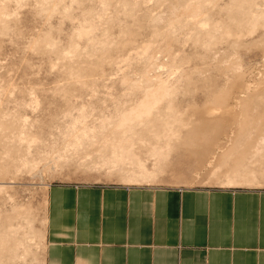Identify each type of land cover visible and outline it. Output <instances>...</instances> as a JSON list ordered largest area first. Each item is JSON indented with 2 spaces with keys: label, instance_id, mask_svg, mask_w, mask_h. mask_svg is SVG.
<instances>
[{
  "label": "bare ground",
  "instance_id": "bare-ground-1",
  "mask_svg": "<svg viewBox=\"0 0 264 264\" xmlns=\"http://www.w3.org/2000/svg\"><path fill=\"white\" fill-rule=\"evenodd\" d=\"M29 1L33 4V7L35 6V8L40 9L43 13L45 11L46 14H49V16L55 15L56 13H57L56 15H58V13L67 14L69 12V9L72 6H76L75 8H77V10L79 9L78 13L80 12L83 16L80 15V16H82L81 19H79L80 16H78L79 21L76 22L77 27H75L76 30L73 31V33L74 32L75 33L74 34L71 33V34H73L77 38L78 37H83V38L85 37V39H87L86 40L87 43L91 46L98 43L96 46L99 47L101 45L102 46L101 49H104V46L107 47V45H106L107 43H111V42L115 43L116 42V41H112L111 39H113V38L110 39L109 36H108V38L111 40V42H109V40L107 38H105V36L107 37V35L110 33V32L108 33V31H107L108 29L106 30L105 28L106 27L109 28V26H111V25L109 24V26H104L105 31L103 30V32L107 31V33H108V34H104L105 39H97L96 35H94L93 31L102 22L104 24L106 23L108 25V23L112 22L111 18L113 19L117 15H119V14H117V15L115 14L116 16L114 15L113 17L110 18L111 14H110L109 10L112 11L114 7L118 6L116 4H118V3H119V5L122 4L123 5L122 9L125 10L126 6H128V3H129V0H95L96 3L93 4V6H90V5H86V3H87L86 0H0V19L2 20V24L4 22V18L6 21L8 15L11 16L13 14V13L10 14V12H8L10 5L15 6V8H16V9L14 8V11H15L17 9H20V8H18L19 6H22L26 3L28 4ZM84 1H86V3H84ZM182 1H183V3L181 4L182 6H181L180 12L184 15L183 17H184L185 21L184 22L182 21L183 23L180 25H184V26L186 25L185 27H188V26L191 27L192 26L193 30L195 29L194 31H198L196 33V35L198 34L197 36H195V32H194V34L192 33V35H190L191 34L190 33L188 36H194L196 38L198 37L197 41H199V39L201 40V41H199L200 43L199 42L198 43L201 44V46L203 47L204 51H202V52H204L203 53L204 56L208 55L207 57H209V58L216 56L217 59L221 63H223V65L222 64L217 65V67H216L217 70H215V71L221 72V76H223L222 77L223 83L220 86H217L218 83L215 84L216 81L215 82L212 81V82H214V84H211V82H209L207 80L210 84L206 81L207 84L205 85V87L207 88L206 92L212 93L211 96L209 97L210 99L207 100V102H205L206 104L204 103L205 104L204 106L199 107V106H196V105L194 106V105L190 104V106H189L190 109L189 108L187 109L190 112L193 111L194 109L198 111L197 113H195L194 117L189 116V119H183V120L182 119L179 120L178 118H175L174 119L175 121L174 120L171 121L169 118V120H168V116H172V113L176 112V115H177V112H178L177 109L179 110V108H180V107L178 108L177 106L181 105V104L179 105L178 102L176 103L171 95L173 94V92L178 90V89L176 90L177 87L174 83L175 82L178 83V80L180 79V78H178V76L180 77V74L182 73V71L179 75H178V73H179L178 70L176 71L177 75H178V76L176 75L178 80L176 79L177 80L176 81L175 80L176 77H174V83L172 82L173 80H171L173 77H171V79L169 77H167V78L164 77L166 79H161V78L158 79L157 78V80L154 79L155 77L152 78L149 71H151L150 70L151 68H154L153 65L155 63V61H153L155 58H154V54L152 52V50H153L152 49V47H153L152 42L153 41L150 43V41L148 42V40H147V42H142L140 45H138L136 47H135L136 44L135 45L131 44L132 45V48H131V46H129L128 44L132 43V42H130V40H129V43H127L128 41H126V43L128 45L127 47H130L131 50L133 49V45L135 47L133 49V50H135L134 55H133L134 57L133 56L132 57L135 60H137L136 58L141 60V61L137 60V62H139V64H137L138 66H136L133 62L134 66L137 67V68H135L136 70L133 69L134 66L132 67L131 64L129 65V64L125 63V61L126 62L128 61L127 63H129V62L131 63L134 59L132 57L124 56L126 53L124 55L122 54L124 52H121V51L124 50V48H125V47L123 48L122 46L121 47L123 49L120 51L121 53H118V56L116 57V59H114L115 57L113 58L115 60V63L114 62L113 63L115 64V66L118 67V69L121 68V70H123V69L121 66L119 68L120 62L122 63L121 64L122 66H123V63L126 64V66L127 65L131 66L132 69L137 74V76L134 77L135 79H137V81H135L134 79H131L129 77L126 78L125 76H124V78L121 79V81H122L121 83L123 84V87L121 85L120 88H121V91L124 90V92L122 91L121 93H123V94H121V93H118V94H120L121 96L124 95L125 98L119 102L118 107H113V108H115L114 110L111 111V109H110L111 113H109V111H108L107 114H105V113L100 111L101 113H98V115H97L98 117H97L94 114L95 112H93V111L96 107L95 103L96 102L98 103V101H95V102L89 101V102H87V104L81 103L80 106L78 104H76L75 106H72V108H75L74 111L76 110L75 111L76 114L71 113V111L73 109L71 111L65 112L66 114H63V115H66L67 118H69V119L66 118L68 121L67 120L65 121L64 120L65 116L60 117L62 119V122H63V120H64V122H67V123H62L64 126L62 124H60L63 127L62 130L60 131V135H59V137H60L59 139L61 140V145H62L61 146L62 150L60 151V153L56 152V149H53L50 151L51 154L48 155L47 152L44 149H42L43 147H41L42 145H45V144H43L44 142H41L39 138L38 139L36 138V136H37L36 133L35 134H33V133L27 134V132H29V130H30V129L29 130L27 129L28 126L38 125L39 127H37L36 129H38V128L42 129L45 126V124L47 125V123L45 121L48 118H46L43 121L44 118L42 119V117L44 115L42 117H39V115H42L39 111L42 112V108L44 110L45 107H42V106L39 107V108H41V110L38 111L39 115L35 113L39 118H35V116H34L33 117L34 119L33 118H32L33 120L31 119L32 122H30L29 119H26L28 117L24 118L23 115H21L22 114L21 111L26 107L31 109L32 111L37 110L36 107H38L37 105H39V100H36V98L34 97V96H37V95H34L37 90L35 91L34 88H29V91H27V92H29L28 94L30 95L29 101H26V99L25 100L22 99V101H21V99H19V101L17 100L18 102L15 101V102H17L16 106H18V105L19 106H18V108L17 107L13 108L16 110L18 109L17 113H15L16 112L15 110L13 112L15 114L14 117H12L13 120L10 119L11 116H13V115H10V117L8 118L11 121H9L7 119V117H5V116H4L5 118L2 117L4 119H7L11 123H12V121H14L12 123L13 125L11 123L10 124L12 127L15 126V128L13 127L14 130H12L13 132L11 131V133H8L9 131L8 130L6 131V129L4 130L5 133H8L9 135L3 133V131H2L3 129L1 130V128L6 126L7 124L8 125L5 128H8L10 125H9V122L7 120H3L2 118H0V130H1L0 135H2V137H4L5 135L9 136L10 139L9 138L8 139L11 140L13 143V144H10L11 146H8L11 148L13 145V148L12 149L9 148V150L10 151L12 150L14 152V153L11 152L12 154L16 153L17 158L16 159L14 158L12 161H10L11 160L10 159L9 162H6L7 161L6 160L5 161L6 163H5L4 161H2V159L5 158L7 155L5 157L0 156L1 157L0 161H2V163H3V164L2 163L0 164V173H2L3 176L8 175V173H10L12 171H14L13 174L15 172H18V173L20 172L19 174H21V172L37 174V172L40 171V167L42 165H43V168L49 169V171H51V172H55L58 169V167L61 165V162H63V160H65V159H67V157L69 155L70 156L76 155V156H73V158H75V157H77V153H78V158H79V156L81 158V155L83 158L84 156L81 153L86 151L84 153L85 154L84 158H86V156H88V155L89 156L85 160H89V157L92 158L93 156L95 158L94 160H90L91 161V163L89 164L90 166H92L94 168H98V169L105 168V169H107L108 173H112V174L117 175L118 178H120L123 181H128V182L153 181L155 179V177L157 176V173L160 170V168H157L158 166L156 167V164L153 168L147 167L146 166L147 160L143 159V156L147 155V156L154 157V161H155L154 163H157L160 160H161V162L162 161L166 162L168 153H167V151H165L161 148L165 142H166V144H169L171 141H173V142H175L174 148L182 147V148L186 149L187 151H189L190 154L196 153L195 156L193 155L194 157L200 156V158H202V159L203 158L207 159V157L209 156L211 158L210 161L208 159V163H210L211 165L208 168V170H206L207 176L209 177V180L217 181L218 183L220 182V184L223 183L226 185L227 184L228 185H231V184L235 185V183H238V184H240V183L241 184L242 183L243 184H256V183L260 184L259 182H264V168H259V169L254 168V166L259 162L264 164V130H263V128H264V126H263L264 125V114H263V112L260 111L261 113H260L259 119H257V120H260V122H261V123L259 122L260 125L256 124L258 122L254 118H252V116H253L252 110L254 109L253 106L255 104H258L260 102V100H262L261 102L263 103V104L259 103L260 106L262 105L261 108L264 106V87L261 86L262 83L260 82L261 79H264V73H262V76H260V79H258L259 80L258 82L255 81V84L250 85L247 82V78L245 76V73L240 70L241 64L239 65L237 63V60L234 57H232V58L230 57L231 59H229V56H228L227 58L229 60L226 59V61H225L226 64L221 59L222 57L226 56V53L224 51L225 47L228 48L229 46H232V48H234V46H237V47L244 46L243 45L244 43L241 39V37L244 34L251 35L258 28H262L261 30L264 31V0H226V1L224 0L225 3L217 2L216 0H182ZM136 3H137V1H136ZM96 4H97V6H96L97 9H96V7H94ZM113 4L115 6H113ZM129 4H133V3L131 2ZM111 7H112V9H111ZM213 8H215L214 11L217 10L218 15L221 16V14H223L225 16V19L220 18L219 21L216 20L215 22H213L214 20H211V22H210L209 18L213 14L210 12H211V10H213ZM117 9H119V8L117 7ZM120 9L118 11H121ZM40 10H39V12H41ZM126 10H128V8ZM131 10H129V12L128 11H126V12L130 13V15H131L132 14ZM176 10H177V7H176ZM114 12H111V13L114 14ZM136 15H138V14H136ZM71 16H70V18H71ZM126 16H124V17H126ZM119 17L120 16H118V18ZM133 17L135 18L134 15H133ZM67 18H68V16H67ZM94 18H96V19L98 18L102 22L101 23L99 22V24L96 26L95 25L96 23L94 24V22H95ZM133 19H131V20H133ZM159 20L157 19V21H159ZM7 21H8V19H7ZM108 21H111V22H108ZM113 21H115V20H113ZM134 21H136V20H133V22ZM179 21H181V19ZM5 23L6 22H4V24ZM174 23H173V26H174ZM177 23L175 24V26L178 25ZM179 23H181V22H179ZM130 24H132V23H130ZM6 25H7V23L0 28H2V29L4 27L8 28L9 26L7 25L8 26L7 27ZM171 26H172V24L170 25V28H168V30L171 29ZM45 28H46V26H45ZM100 28H98V29H100ZM173 28L175 29V27H173ZM127 29H129V28H127ZM152 29H151V31H154ZM133 30H135V28ZM193 30H192V32H193ZM155 31H158V30H155ZM163 31L165 32V29ZM45 32H47V33L44 34L42 32V33H39L36 35L39 37L37 39L35 38L36 39L35 45L38 46V44L39 45L43 44V45L54 46L56 42L54 41V39H51V37H49L50 32L49 31H45ZM169 32H168V34H169ZM135 33L136 32H133L132 34H135ZM171 33H174V32L172 31ZM42 34H44V35H42ZM110 34H112V33H110ZM130 34H131V32H130ZM152 34H154V33H152ZM260 34L262 36V40L259 43L258 42L257 43H258V47L264 53V38H263L264 32L260 31ZM127 35H126L127 37H129V36L131 37V35H129V33ZM155 35H156V33H155ZM163 35L165 36V34H163ZM179 35H177V36H179ZM183 35H185V34H183ZM132 36H134V35H132ZM261 36H260V38H261ZM69 37L70 36L68 35V38ZM173 37L175 38V36H173ZM40 38H42V39H40ZM123 38H125V37L123 36ZM132 38H134V37H132ZM135 38H136V36H135ZM72 39H73V37H72ZM72 39H70V40L72 41ZM79 39H81V38H79ZM189 39L192 40L191 37ZM223 39H224V42H222V44L225 43L226 46L220 47L219 45H221V42H219V40H223ZM119 40H122V39H119ZM185 40H187V38ZM155 41H154V44L156 43ZM116 43H118V40ZM119 43L121 45L120 41H119ZM119 43H118L116 49L119 48L118 47V46H120ZM122 43H125V41ZM70 44H71L70 46L74 47V48H76L78 46L77 43H75L74 41H72V43L70 42ZM159 46H161V45H159ZM98 47H96V48H98ZM115 47H114V49H115ZM162 47H164V46H162ZM45 48L46 47H44L43 50H42V48H40V51H44ZM93 48H94V46H93ZM110 48H111V46H110ZM108 49H109V46L107 47L106 50H108ZM120 49L121 48H119V50ZM127 49H129V48H127ZM106 50H104V51H106ZM125 50H126V48H125ZM131 50H129L130 53L133 52ZM171 50L172 49H170V51ZM69 52H71V50ZM107 52L109 53V50ZM154 52H156V50ZM108 53H106V54H108ZM130 53L128 55H130ZM121 54L123 55L124 58L122 57ZM119 55H121V56H119ZM198 56H199V54H198ZM200 56H201L200 58H202V53ZM105 57H107V56H105ZM109 57H111V56H109ZM118 57H122V59H119ZM79 58H78V60H79ZM117 58L119 61L117 60ZM130 58H132L133 60L129 61V60H131ZM112 60L110 61L111 63H112ZM156 60H157V58H156ZM238 60H240V59H238ZM76 61H77V59H76ZM116 61H118L119 63ZM174 61H176V60L174 59ZM117 63L119 65H116ZM142 63H143V65H142ZM61 66H63L62 68L66 67L64 63ZM229 66L230 67L232 66L230 68V71H229V68H227ZM117 67H116V69H117ZM131 67L129 68L127 66L124 71L131 69ZM225 67L227 68V70ZM175 69H177V68H175ZM133 70H131V72ZM134 71H133V73H134ZM228 71L231 72L232 75H230V73ZM65 72L66 73L69 72V74H71L70 80H73V83H79V85H81L85 90L89 89L91 91V94L94 91V94L97 95L96 94L97 92L95 93V91H96V88L100 87V86L93 84V82H94V79H93L94 66H92L91 64H85V65L82 64L81 65V62H80V63L76 64L74 66V68L71 66L70 68L64 69L62 73H65ZM172 74H173V72H172ZM185 74L188 76L187 73H185ZM185 74L184 73L181 74L183 76V77H181L182 79H184ZM248 77H249V75H248ZM185 79H187V77ZM132 80H134L135 82H131ZM188 80H190V77ZM210 81H211V79H210ZM238 81H240V83ZM237 83H239V84H237ZM105 84L107 85V83H105ZM173 84L175 85L176 88L174 87ZM258 85H260V87H257ZM103 86H105V85L103 84ZM188 86H187V88H188ZM189 88H191V87H189ZM193 88H194V86L190 90H192ZM63 89H66L68 91L70 90L69 87H66ZM195 89H197V88H195ZM254 89H256V90H254ZM26 90L27 89H25V91ZM98 90H99V88H98ZM190 90H188V91H190ZM68 91H66L64 94H62L63 99L65 98V101L64 100L63 101L66 103L69 101L68 100L69 98H67V97H70L69 96L70 91L69 92ZM186 92H187V90H186ZM191 92H193V91H191ZM61 93H63V91ZM188 93H190V92H188ZM237 93H242V94H237ZM228 94L229 95L235 94V95H233V100L231 103H228L227 100H225L226 96H228ZM223 96L225 99L223 98ZM256 98H258L257 99L258 103H255ZM227 99H229V98H227ZM207 104H209V105H207ZM211 104L217 105V106H222V108L220 110L216 109V108H214L215 106L212 107ZM43 105H44V103H43ZM67 106H69V104L66 105V109L70 108V106L69 107H67ZM101 108H104V107H101ZM261 110H263V109H261ZM19 111L21 112V114L19 113ZM179 111H181V110H179ZM46 112H43V113H46ZM51 112H52V114L54 113L53 115H54V117H56L55 116L56 111L55 112L50 111V113ZM59 112H60V108H59ZM48 113H49V110H48ZM50 113H49V115H50ZM8 114L6 113V115H8ZM46 115H47V117H49L48 114H46ZM93 116H94V118H93ZM173 116H175V114H173ZM54 117L52 116L53 119H55ZM57 117H59V115ZM95 117H97V118H95ZM38 119H40L41 121H39ZM56 120L58 121V118ZM5 121H7V123ZM49 121L52 122L51 118H50V120H48V122ZM53 121L54 122H52V123H55V120H53ZM60 121L57 123H60ZM255 121H256V123H255ZM172 122H179L182 125H185L187 127V130H189L187 136L183 137L181 135H178L175 131H173V128H171ZM232 123L233 124L237 123V125H238L237 126L238 129H236L237 132L231 136L230 135L227 136V132H225V130H227L230 127V125H232ZM254 125L258 126L257 131L255 133H253L249 130V128L254 126ZM47 126H49V125H47ZM57 127H59V126H57ZM29 128H31V127H29ZM45 128H46V126H45ZM8 129H10V127ZM26 129H27V131H26ZM31 129H33V128H31ZM36 129L34 126L35 131H36ZM49 129H48V132H49ZM38 131H41V130L38 129ZM50 131H51V129H50ZM44 132L45 131L42 130V133H44ZM40 133L41 132H39V134ZM3 134H4V136H3ZM45 134L48 135L49 133H44V135ZM223 134H224V136H223ZM5 141L4 142L0 141V142L5 143ZM7 142H10V141L7 140ZM34 143H37V145L35 147L33 146V148H35L33 151L32 145H35ZM218 143H220V144H218ZM7 144H4L5 146L1 145L2 147H6V152L9 151V150H7L8 149ZM142 144H145V145H142ZM214 146H215V148L219 147L221 152L217 153L216 151L215 152L212 151V148ZM143 147L147 148L146 152L142 151ZM31 150L33 151V153L31 152ZM0 152H1V154L6 153L3 151V148H2V151H0ZM33 154L36 156H34ZM16 155H14V156H16ZM71 157H70V159H71ZM7 158H8V156H7ZM7 158H5V159H7ZM80 158H79V160H80ZM155 158H157V159H155ZM206 159H205V162H206ZM145 160H146V162H145ZM200 161H201V159H200ZM196 162H199V161H196ZM200 163H202V162H199L198 165ZM157 164H159V163H157ZM0 178H2V177L0 176ZM2 184H4L3 181H2ZM5 188H8V186L0 185V189L5 190ZM32 215H33L32 210L29 207L23 206L22 204L21 205L19 204V205H14L11 209V212H7L5 215H3L1 217V219H3L2 220L3 223L0 226V264H20L19 260L21 262V260L27 259L30 255H32L31 257L34 256V254H32L33 251L30 248V244H32V245L36 244L37 245L38 244L37 239L40 240L42 238L43 234H42V230L36 229L33 226V218L34 217ZM32 259L33 258H31V260ZM27 260L29 262V259H27ZM31 260H30V262H31ZM22 264H23V261H22Z\"/></svg>",
  "mask_w": 264,
  "mask_h": 264
},
{
  "label": "rangeland",
  "instance_id": "rangeland-1",
  "mask_svg": "<svg viewBox=\"0 0 264 264\" xmlns=\"http://www.w3.org/2000/svg\"><path fill=\"white\" fill-rule=\"evenodd\" d=\"M86 1H87V3H86ZM86 1H84V3H86V5H90V6H93V4L96 3L95 0H89V1L86 0ZM130 1L133 4H129V3H131ZM136 1H137V3H136ZM216 1L221 2V3H225L224 0H216ZM30 3L31 2L29 1L28 4L26 3L22 6H19L18 8H20V9H17L15 11H14L15 6L10 5L8 12H10V14L13 13L12 14L13 16L8 15V17H7L8 21H7V19L5 21V18H4V22H6L9 27L6 25L8 28L4 27L5 28V29L3 28L4 30L2 28H0V93H1L0 94V113H1L0 118L5 116L8 119L10 117V115H13L10 118L11 120H13L12 117H14V115H15L13 112L15 110L16 111L15 113H17V110H18V109L16 110L13 108L14 107L18 108L19 105L18 106H16V105H17V102L19 101V99H21V101H22V99L23 100L26 99V101H29L30 95L28 94L29 92H27V91H29V88H34L35 91L37 90L34 94L37 96L33 95L36 98V100H39L40 106L37 105L38 106V107H36L37 110L32 111L31 109L26 107L21 111L22 114L20 111H19V113L21 115H23L24 118L28 117L26 119H29L30 122H32L31 119L34 116H35V118H39V117H42L44 115L42 117V119L44 118L43 121L46 118H48V119H46L45 122L49 126H47L45 124L46 128L44 125H43L44 127L42 129L38 128L41 131H38V129H36L37 127H39L38 125H34L36 131L34 130V126H28V128H27L28 130L29 129L31 130V131L29 130V132H27V134H32V133L35 134L36 133V135H37L36 138L37 139L39 138L41 142H44L43 144H45V145H42V146L40 145V146L43 147L42 149H44L48 155L51 154L50 151L53 149H56V152H59V153L62 150V148H61L62 145H61V140L59 139L60 138L59 135H60V131L62 130L63 127L60 124L67 123V122H64V120L66 121L67 119H69V118H67L66 115H63V114H66L65 112L71 111L73 109L71 111V113L76 114L75 113L76 110L74 111L75 108H72V106H75L76 104H78L80 106L81 103L87 104V102H89V101L90 102L98 101V103L97 102L95 103L96 107L93 111V112H95L94 114L96 116L98 115V113H101V112L107 114V112L109 111V113H111L110 109L112 111L115 109L113 107L119 106V102L125 98L124 95L121 96L120 94H118V93H121L122 91L124 92V90L121 91V88H120L121 85L123 87V84L121 83L122 82L121 79L124 78V76H125L126 78L129 77V78L137 81V79L134 78L137 76V74L134 71V70H136L135 68H137V67H135L134 64L136 66H138L137 64H139V62H137V60L138 61H141V60L138 58H136L137 60H135L133 58L134 57L133 56L134 51H135L133 49L136 46L140 45L142 42H147V40H148V42L150 41V43H151L153 41L152 42V45H153L152 52L154 54L155 59L153 61H155V63L153 65L154 68H151L150 69L151 71H149L152 78L155 77L154 79L157 80V78L158 79H160V78L166 79L167 77H169L171 79V77H173L171 79V80H173L172 81L173 83H174V77H176L175 80L176 79L178 80V78H180L178 80V83L177 82L174 83L177 88L173 84L174 87L176 88V90L177 89L178 90L173 92V94L171 96L173 97V99L176 103L178 102L179 105L181 104L180 106H177V107L178 108L180 107L179 110H181L182 112L177 109V111H178L177 115H176V112L172 113V116H168V120H169V118L172 121L175 118H178L179 120L180 119L183 120V119H189V116L194 117L195 113H197L198 111L194 109L193 111L190 112L187 109L189 108L190 104L194 105V106L196 105L199 107L204 106L206 104L205 102H207V100L210 99L209 97L211 96L212 93L206 92L207 88L205 87V85L207 84V82L209 81V82H211V84H214V82L216 81L215 84L218 83L217 86H220L223 83V79H222L223 76H221V72L219 71L220 72L219 73L218 71H215V70H217L216 69L217 65H219V64L223 65V63H221L217 59L216 56L212 57V58L207 57L208 55L204 56L203 55L204 52H202V51H204L203 47L201 46V44H199L200 43L199 41H201V40L199 39V41H197L198 37L196 38L194 36H188L190 33H191L190 35H192V33L194 34V32H195V36H197L198 34L196 35V33L198 31H194L195 29L193 30L192 26L191 27L188 26L189 27L188 28V27H185L186 25L185 26L180 25L185 21V19L183 17L184 15L180 12L181 6H182L181 4L183 3L182 0H129L128 6H126V9L128 8V10L122 9L123 5L122 4L119 5V3L116 4L118 6L114 7L112 11L109 10L110 14H111L110 18L113 17L115 14L116 15L119 14V15H117V16L115 15L116 17L113 19L111 18L112 22L108 21V22H111V23H108V25L106 23L104 24L98 18L97 19L94 18V20H95L94 24L96 23L95 24L96 26L99 24V22L100 23L102 22L104 24L103 25L101 23L102 25L101 24H100L101 26L98 25L99 27L97 26V28L93 31L94 35H96L97 39L107 38L109 40V42H111V40L116 41V42L118 40V43H119V41L121 42V45L119 43L120 46H118L119 48H121L120 50H119V48L116 49L118 43H116V42L115 43H113V42L107 43L106 45H107V47L109 46V49H108L109 53L107 52L108 50H106L107 49L106 46H104V49H101L102 46L100 45L98 47V46H96L98 43H96L93 45L94 46V48H93V46H91L87 43V41H86L87 39H85V37L84 38L83 37L77 38L73 35L75 33V32L73 33V31H75L76 30L75 27H77L76 22L79 21V19H81L83 16L80 12L78 13L79 9L77 10V8H75L76 6H72L69 9V12L67 14L63 13L64 14L63 15L61 13H58V15H56L57 14L56 13L55 15L49 16V14H46L45 11L43 13L40 9L35 8V6L33 7V4L32 3L30 4ZM96 6H97V4L94 7H96ZM113 6H115V5L113 4ZM112 7H111V9H112ZM117 7L119 9L121 8L120 9L121 11H118L119 9H117ZM176 7H177V10H176ZM96 9H97V7H96ZM39 10L41 12H39ZM129 10H131V13L135 16V18L133 17L132 14L130 15V13H128ZM214 10H215V8H213V10H211V12H210V13H213L212 16L209 18L210 22H211V20H214L213 22H215L216 20L219 21L220 18L225 19V16L223 14H221V16H220V15H218L217 10L216 11H214ZM126 11H128V12H126ZM111 12H114V14ZM135 13L138 15H136ZM80 15H82V16H80ZM67 16H68V18H67ZM70 16H71V18H70ZM78 16H80L79 19H78ZM118 16H120V17L118 18ZM124 16H126V17H124ZM142 16L143 17L145 16V17L143 18ZM130 18L131 19L134 18L133 20H136V21L133 22V20H131ZM157 19L158 20L160 19V20L157 21ZM180 19H181V21H179ZM113 20H115V21H113ZM4 22L2 24V20L0 21V27H2L3 25L6 24V23L4 24ZM179 22H181V23H179ZM130 23H132L134 26ZM173 23H174V26H173ZM176 23L178 24V25H176L177 27L175 26ZM109 24L111 26H109ZM171 24L173 27H175V29L171 26V29L168 30V28H170ZM45 26H46V28H45ZM104 26H109V28L108 27L105 28ZM124 27L125 28L127 27L129 29H127V28L125 29ZM98 28H100V29H98ZM104 28L106 30L108 29L107 30L108 33L110 32L112 34H110V33L108 34L107 31L103 32V30L105 31ZM134 28H135V30H133ZM151 29L154 31H151ZM164 29H165V32L163 31ZM261 29L262 28L256 29V31H254L253 34H251V35L244 34L241 37V39L244 43L243 44L244 46H241V47L234 46V48H232V46H229L228 48L225 47L224 51L226 53V56L221 58L222 61L225 63L226 59H228L227 58L228 56H229V59L234 57L237 60V63L239 65L241 64L240 70L245 73V76L247 78V82L250 85L255 84V81L258 82L259 81L258 79H260V76H262V73H264V53L258 47V43L262 40V36L260 34V31L264 32ZM155 30H158V31H155ZM192 30H193V32H192ZM45 31L50 32L49 37H51V39H54V41L56 42L54 46L43 45V44H41V45L38 44V46L35 45V40L39 37L36 35L39 33H42V32L44 34L47 33ZM172 31L174 33H171ZM130 32H131V34H130ZM133 32H136V33L132 34ZM168 32H169V34H168ZM71 33H73V34H71ZM128 33H129V35H131V37L129 36L131 39L129 37H127ZM152 33H154V34H152ZM155 33H156V35H155ZM44 34H42V35H44ZM104 34H108L107 37L105 36V38H104ZM163 34H165V36ZM183 34H185V35H183ZM68 35L70 36L69 38H68ZM122 35L125 38H123ZM132 35H134V36H132ZM177 35H179V36H177ZM71 36L73 37V39ZM108 36L110 37V39L113 38L114 40L113 39L110 40L108 38ZM135 36H136V38H135ZM173 36H175V38ZM260 36H261V38H260ZM132 37H134L135 39ZM190 37L192 38V40L189 39ZM79 38H81V39H79ZM186 38H187V40H185ZM40 39H42V38H40ZM70 39H72V41L77 43L78 46L76 48L70 46L71 45L70 42L72 43V41ZM119 39H122V40H119ZM123 40L125 41V43H122V42H124ZM129 40L132 43H129ZM126 41H128L127 43H129L128 45L131 46V48H132L131 44H134V45L136 44L135 47L133 45V49L131 50L130 47H127L128 45H127ZM154 41L156 42L155 44H154ZM219 42H221V45H219L220 47L226 46L225 43H223L224 45L222 44V42H224V39L219 40ZM158 44L161 46H159ZM95 46L98 48H96ZM110 46L112 49L110 48ZM113 46L115 47V49ZM121 46L123 48L125 47L126 50H125V48H124L125 51L122 50L123 48ZM162 46H164V47H162ZM44 47H46L44 49V51H40V48H42V50H43ZM127 48H129V49H127ZM170 49H172V50L170 51ZM70 50H71V52H69ZM104 50H106V51H104ZM129 50H131L133 52L130 53ZM155 50H156V52H154ZM120 51L124 52V53H122L123 55L126 53L124 56H127V57L133 56L132 58L135 61L132 58H130L131 60H129V61H132V60L133 61L131 63L130 62L127 63L128 61L127 62L125 61V63L129 64V65L131 64L132 67L134 66L133 67L134 70L132 69L131 66L127 65L129 68L131 67V69L127 68L128 70L124 71L127 67L126 64L123 63V66L125 65L124 66L125 68H124L121 65L122 63L118 62L119 61L118 58L122 59V57H123L122 54H121L122 57H118L117 58L118 61H116L120 65L118 63L116 65H119V68L121 66L123 70H121V68L118 69V67L115 66V64H114L115 60L114 59H116V57L118 56V53H121ZM128 52L130 53V55H128L129 54ZM106 53H108V54H106ZM201 53H202V58H200ZM198 54H199V56H198ZM108 55L111 57H109ZM121 55H119V56H121ZM105 56H107V57H105ZM78 58H79V60H78ZM156 58H157V60H156ZM76 59H77V61H76ZM174 59L176 61H174ZM238 59H240V60H238ZM111 60H112V63L110 62ZM80 62H81V65L82 64L83 65L91 64L92 66H94V72H93L94 82H93V84L100 86V87L96 88L95 93L97 92L96 93L97 95L94 94V91L92 92V94H93L92 95L91 91L89 89L85 90L81 85H79V83H73V80H70L71 74H69V72L62 73L64 69L70 68L71 66L74 68V66ZM133 62H134V64H133ZM63 63L66 66L65 68H62L63 66H61V65H63ZM142 65H143V63H142ZM116 67H117V69H116ZM231 67L230 66L227 67V68H229V71H230ZM175 68H177V69H175ZM227 68H226V70H227ZM152 69L154 71L155 70L156 71L154 72ZM131 70H133L134 73H133V71L131 72ZM177 70L179 72L178 75L181 73V71H182L181 74L187 73L188 76L190 77V80H188L189 77L186 74L184 75V79L181 78V77H183L181 74L179 77L177 75V72H176ZM172 72H173V74H172ZM229 73H230V75H232L231 72H229ZM176 75L178 76V78ZM248 75H249V77H248ZM185 76L187 77V79H185L186 78ZM164 77H166V78H164ZM210 79H211V81H210ZM134 80H132L131 82H135ZM263 80L264 79H261L260 82L262 83L261 86L264 87V85H263L264 81ZM212 81H214V82H212ZM238 82L240 83V81H238ZM105 83H107V85ZM239 83H237V84H239ZM103 84L105 86H103ZM187 86H188V88H187ZM193 86H194V88H193L194 90L193 89L190 90ZM66 87L70 88V90H69L70 92L66 89H63ZM189 87H191V88H189ZM257 87H260V85H258ZM98 88H99V90H98ZM195 88H197V89H195ZM25 89H27V90L25 91ZM186 90H187V92H186ZM188 90H190V91H188ZM254 90H256V89H254ZM62 91H63V93H61ZM66 91H68L70 93L69 94L70 97H67V98H69L68 99L69 101L67 103L64 102L65 98L63 99V96H62V94H64ZM191 91H193V92H191ZM188 92H190V93H188ZM121 94H123V93H121ZM237 94H242V93H237ZM233 95H235V94H230V95L228 94V96H226V99L224 98V96H223V98L225 100H227L228 103H231L233 100ZM227 98H229V99H227ZM257 99L258 98H256L255 103H258ZM15 101H17V102H15ZM261 101L262 100H260L259 103L263 104ZM43 103H44V105H43ZM67 104H69V106H70V108H68V109H66ZM258 104H255L254 105L255 107L253 106L254 109L252 110V115L254 117L252 116V118H254L258 122V123H256V121H255L256 124L260 125L261 122H260V120H257V119H259L261 112H263V114H264V108H263L264 106L261 108L262 105L260 106V104L259 105ZM207 105H209V104H207ZM41 106L45 107L44 110L42 108V112L39 111V110H41V108H39ZM69 106H67V107H69ZM211 106L212 107L215 106L214 108L219 109V110L222 108V106H217V105H212V104H211ZM101 107H104V108H101ZM59 108H60V112H59ZM260 108L263 110H261ZM48 110H49V113H50V111H54V112L56 111L55 112L56 117H54V115H53L54 113L52 114V112L49 115ZM38 111L42 115H39ZM2 112L3 113L5 112L4 113L5 115ZM43 112H46V113H43ZM6 113L7 114L9 113V114L6 115ZM35 113L38 114L39 117ZM46 114L49 115L52 122H54L53 120H55V123H52L50 121L48 122V120H50V118L47 117ZM173 114H175V116H173ZM51 115L55 119H53ZM58 115H59V117H57ZM62 116L63 117L65 116L63 122H62V119L60 118ZM94 116H93V118H94ZM97 117H95V118H97ZM4 118H2V119L7 120ZM57 118H58V121L56 120ZM10 119H8V120L11 121ZM40 119H38V120L41 121ZM7 121H5V122L7 123ZM56 121L57 122L60 121V123H57ZM13 122L14 121H12V123ZM10 123L11 122H9L10 129H8L9 127L5 128V127H7L8 124L6 126H4L3 128H1V130L3 129L2 130L3 133H5V131H4L5 129H6V131L7 130L9 131L8 133H11V131L14 130L13 127L15 128V126L12 127L11 126L12 123L11 124ZM57 126H59L60 128ZM237 126H238L237 123H234V124L232 123V125H230V127L227 130H225V132H227V136L228 135L231 136L234 133H236L237 132L236 129H238ZM29 127L33 128V129H31ZM47 128L48 129L50 128L51 131L49 129V132H48ZM171 128H173V131H175L178 135H181L183 137L187 136V134L189 132V130H187V127L185 125H182L179 122H172ZM257 128H258V126L254 125V126L250 127L249 130L251 132L255 133L257 131ZM27 129H26V131H27ZM42 130L45 131L44 133H49V134L44 135V133H42ZM263 130H264V128H263ZM39 132H41V133L39 134ZM8 133H5V134H8ZM8 135L4 136V134H3L4 137H2V135H0V137H1L0 141L4 142L6 140L5 143L0 142V151H2V148H3V151L6 152V147H2V146H5L4 144L8 143L9 145L7 144V147L11 146L10 144H13L12 141L9 140L10 138ZM223 136H224V134H223ZM7 140L10 142H7ZM34 144L35 145H32L33 151L35 149V148H33V146L35 147L37 145V143H34ZM174 144H175V142H173V141H171L169 144H166V142H165L161 148V149L167 151V153H168L166 162L165 161L161 162V160L159 159L160 161L157 162L159 164H157V163H154L155 162L154 157L147 156V155L143 156V159L147 160V162L145 160L147 167L153 168L156 164V167L158 166L157 168H160V170L157 173V176L155 177V179L153 181H143V182L123 181L120 178H118L117 175L112 174V173H108L107 169H105V168L98 169V168H94V167L90 166L89 165L91 163L90 160H94L95 158L93 156L92 158L89 157V160H85L89 156L88 155V156H86V158H84L85 157L84 153L86 151L81 153V154H83L84 157L82 158V155H81V158H80V156H79L80 160L78 158V153H77V157H75V158H73V156H76V155H73V156L71 155L72 157L69 155L71 157V159L68 156L67 157L68 160L67 159L63 160V162H61V165L58 167V169L55 172H51V171H49V169L43 168V165H42L40 167V171L37 172V174H33V173L31 174V173H27V172H21V174H19L20 172L19 173L15 172L13 174L14 171H12V172H10L11 174L8 173V175L3 176V174L0 173V176L2 177V178H0V182H1L0 185L8 186V188H5V190L0 189V226L3 223V221H2L3 219H1V217L3 215H5L7 212H11V209L14 205H19V204L21 205L22 204L23 206H27L32 210V214H33L32 216L34 217L33 218V226L36 229L42 230V234H43L42 238L40 240L37 239V241H38L37 245L36 244L35 245L30 244V248L33 251L32 254H34V256L31 257L32 255H30L27 258V259H29V262L27 259H25L26 261L21 260V262L19 260V263L22 264V261H23V264L24 263L25 264H44L45 226H46V194H47L48 187L53 183L99 182V183H125V184L163 183V184H167V185L168 184L169 185H179V184H183V185H226L223 183L220 184V182L218 183L217 181L209 180V177L207 176V171H206V170H208V168L211 165L210 163H208V159H209V161L211 160V158L209 156H208L209 158L207 157V159L206 158L202 159V158H200V156H198V157L196 156L197 157L196 158V157H194L196 155V153L190 154L189 151H187L186 149H184L182 147L174 148L175 147ZM218 144H220V143H218ZM142 145H145V144H142ZM9 148L10 147H8L7 150H9ZM12 148H13V145L10 149H12ZM145 148L146 147L142 148L143 152L147 151V148L146 149ZM32 150H31V152L33 153ZM212 151H214V152L216 151L217 153L221 152L220 148L219 147L215 148V146L212 148ZM8 152H6L5 154H1V152H0L1 157H5L6 155L8 156V158H7V156L5 157L7 159L3 158L2 161L5 162L7 160L6 162H9L10 159H11L10 161H12L14 158L15 159L17 158L16 153L12 154V153H14L12 150L11 151L9 150ZM11 154L13 156L14 155H16V156L13 157ZM34 156H36V155H34ZM1 157H0V160H1ZM155 159H157V158H155ZM200 159H201V161H200ZM205 159H206V162H205ZM2 161H0V164L2 163ZM196 161L202 162L199 164L200 166L198 165L199 162H196ZM254 168H257V169L264 168V164L259 162L254 166ZM2 181L4 182V184H2ZM259 183L260 184H257V183L256 184H243V183L238 184V183H235V185L238 184V185H249V186H264V182H259ZM31 258H33V259L31 260ZM30 260L32 263L30 262Z\"/></svg>",
  "mask_w": 264,
  "mask_h": 264
},
{
  "label": "crops",
  "instance_id": "crops-1",
  "mask_svg": "<svg viewBox=\"0 0 264 264\" xmlns=\"http://www.w3.org/2000/svg\"><path fill=\"white\" fill-rule=\"evenodd\" d=\"M44 264H264V186L53 183Z\"/></svg>",
  "mask_w": 264,
  "mask_h": 264
}]
</instances>
